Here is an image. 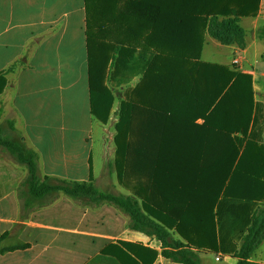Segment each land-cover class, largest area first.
<instances>
[{
  "label": "trees",
  "instance_id": "16d2710c",
  "mask_svg": "<svg viewBox=\"0 0 264 264\" xmlns=\"http://www.w3.org/2000/svg\"><path fill=\"white\" fill-rule=\"evenodd\" d=\"M258 4L214 0L212 8L206 0H97L98 12L104 18L113 14L117 22L113 32L103 33L110 31L115 44L97 53L88 26L89 110L106 124L115 99L120 101L113 166L130 195L100 191L91 170L87 181L43 176L37 151L25 146L13 120H1L0 108V155L25 171L16 187L20 216L58 196L78 206L111 205L127 219L128 230L160 242L162 256L172 262L200 264L199 249H208L237 264H253L250 259L264 240V207L257 205L264 201V101L254 100L251 76L203 62L201 52L204 32L222 46L243 49L240 19L255 17ZM141 29L148 34L140 41ZM257 38L264 43V29ZM19 64L0 74V96L5 75ZM251 153L261 155V162L249 160ZM254 167L260 173L253 176Z\"/></svg>",
  "mask_w": 264,
  "mask_h": 264
},
{
  "label": "crops",
  "instance_id": "0c3cea01",
  "mask_svg": "<svg viewBox=\"0 0 264 264\" xmlns=\"http://www.w3.org/2000/svg\"><path fill=\"white\" fill-rule=\"evenodd\" d=\"M206 3L213 8L214 0H206ZM221 8L229 9L224 4ZM100 10L97 0H0V74L14 63H20L17 70L5 75L6 88L0 96V104H6L4 108L0 105L3 110L2 121L13 120L7 116L13 112L15 118L19 114L23 117L22 127H27L30 122H37L34 118L37 112L30 107H62L78 104L75 101L79 100L84 105V114L91 117L87 77L88 26L89 33L93 34L91 50L97 53L102 51L104 45L115 44L111 32L117 22L113 14L104 18L103 11L98 12ZM195 10L198 11V8ZM201 11L204 12V9ZM197 17L196 12L192 18ZM246 19L251 20L247 30L251 42L247 43L245 36L243 49L236 46L223 48L231 50L233 54H247L251 49L254 54L259 51L262 54V43L260 40V44L257 43L255 33L264 29V0H259L256 16L241 18L240 25ZM110 28L111 32L103 35ZM147 34L148 29H141L136 37L141 41ZM134 36L132 34V41ZM210 40L213 39L204 32L203 47ZM106 52V56H111L110 48H106ZM242 61L247 63L245 57ZM230 63L220 65L228 68ZM238 71L252 77L254 100L263 102L264 92L254 84V71L249 68ZM81 74L84 79L80 84L73 80L77 88L73 87L72 76ZM255 90L258 91L255 93ZM39 128H32L23 137L31 148L40 146L43 137H46L43 132L45 127ZM87 141V138L82 137L79 150L75 146L62 150L59 157L50 154L51 148L40 150L41 174L65 180L87 181L90 170L92 174L90 156L83 147ZM251 155L249 160L254 158L261 162V155ZM249 171L253 176L260 173L257 167ZM92 176L96 188L112 193L98 184L102 172L96 177L94 174ZM24 177L21 169L0 157V264H178L162 256L160 242L128 230L127 219L111 205L95 208L78 206L69 198L60 196L53 203L22 218L15 191ZM116 179L115 175L114 181ZM252 180L257 186L256 178L252 177ZM246 185V182L242 183V186ZM116 194L130 195V192L126 190ZM257 205L259 208L264 207V201H258ZM170 233L174 240L184 243L174 230H170ZM200 253L212 252L199 249L198 258L202 264ZM217 255L221 256L220 260L226 258V264H237L236 259ZM250 262L264 264V240Z\"/></svg>",
  "mask_w": 264,
  "mask_h": 264
},
{
  "label": "rangeland",
  "instance_id": "374dc122",
  "mask_svg": "<svg viewBox=\"0 0 264 264\" xmlns=\"http://www.w3.org/2000/svg\"><path fill=\"white\" fill-rule=\"evenodd\" d=\"M251 23V20H244L241 25L246 31L247 43H250V36H248L247 30L248 26ZM257 38V31L255 33ZM257 43L260 44L256 39ZM213 43H217L213 40L207 41L204 43L203 51L201 53V60L208 63H216V64H225L231 62L233 57H245L247 59V63H242L238 66L239 69H251L255 73L254 84L260 87V90L264 92V43L260 44L263 47L262 54L260 51L256 54L253 53V49L249 50L247 54H242L239 52L237 54H233V52L229 49H224L223 46H215ZM91 44H89L90 46ZM225 51L227 53H225ZM223 53V54H222ZM93 55V53H92ZM105 70V68H104ZM112 68L110 65L106 68V73H104L106 80L109 78ZM84 79V75H76L72 76L71 83L76 87V83H73V80H76L79 84ZM67 80V78H65ZM139 78H136L132 81V83L128 86L129 89L133 88ZM106 86L114 93H116V88L112 83H106ZM72 87V88H73ZM77 88V87H76ZM124 89L126 86L123 87ZM122 88V89H123ZM123 89V90H124ZM126 90V89H125ZM124 90V91H125ZM258 90H255V93ZM14 93V92H12ZM256 97L260 98V96L256 95ZM7 103V102H6ZM78 104L72 105H64V106H32L30 109L32 111H36L37 115L34 118L37 122H30L26 127H22L24 121L23 117L17 116L16 118L13 116V112H10L7 116L13 118V122L15 124V129L18 135L25 137V134L28 135L29 131L33 128L40 129V126H43V132L46 133V137H43L42 144L36 148H33L37 151L39 155V160L37 161L38 171L41 172V151L46 148H51V155H55L56 157L60 156V152L62 150L66 151L73 147H78L80 149L81 145L79 141L82 137L88 139L87 144L83 145L84 151L88 153L91 160V168L92 174L94 177L98 176L102 172V176L98 179V184L103 189L110 191L114 194L126 191V189L119 185L118 180H115L116 171L114 169L113 163L115 160V146H114V137L115 130L114 124L117 121L116 113L119 107L120 101L116 98L113 106L110 110V116L106 124H100L98 120L94 117H90L84 114V105H81L80 100L75 101ZM2 107L6 105L4 102L1 104ZM13 105V104H12ZM14 106V105H13ZM37 109V110H35ZM79 118V121H78ZM76 145H75V144ZM24 144L27 148H31L26 141ZM0 157L7 159L0 155ZM8 160V159H7ZM10 161V160H9ZM13 165L21 169L24 174L25 171L21 166H18L14 162L10 161ZM103 169V171H102ZM109 171V172H108ZM114 177V180L112 178ZM117 178V177H116ZM23 181V180H22ZM67 181H74L72 179H68ZM16 192V191H15ZM60 197V196H58ZM57 197V198H58ZM56 198V199H57ZM56 201V200H55ZM217 254L215 253H200L199 257L202 258V264H226V258L216 261L215 257ZM222 255V254H221Z\"/></svg>",
  "mask_w": 264,
  "mask_h": 264
},
{
  "label": "built area",
  "instance_id": "2783aa9c",
  "mask_svg": "<svg viewBox=\"0 0 264 264\" xmlns=\"http://www.w3.org/2000/svg\"><path fill=\"white\" fill-rule=\"evenodd\" d=\"M242 60H243L242 57H240V56H237V57H236V56H235V57L232 59L230 65H229V67H228V70L231 71V72H234V71H238V70H240L238 66L242 63ZM215 259H216V261H219V260L221 259V256L217 255V256L215 257Z\"/></svg>",
  "mask_w": 264,
  "mask_h": 264
}]
</instances>
